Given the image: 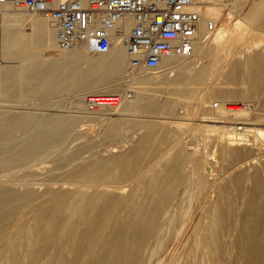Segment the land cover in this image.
<instances>
[{"label":"bare ground","instance_id":"obj_1","mask_svg":"<svg viewBox=\"0 0 264 264\" xmlns=\"http://www.w3.org/2000/svg\"><path fill=\"white\" fill-rule=\"evenodd\" d=\"M195 1L216 28L201 23L191 57L161 61L170 76L129 75L116 40L99 54L58 49L37 13L0 21V264H264V150L243 161L250 148L212 124L250 116L264 136V41L230 39L241 22L264 34V0L244 14L240 0ZM230 4L236 21L217 29ZM126 87L133 98L115 110L86 109V96ZM64 95L71 113L55 111ZM215 100L245 108L227 116L205 105ZM179 107L194 123L175 121ZM85 123L98 137L86 138ZM131 133L124 150L101 154ZM189 135L202 143L195 153ZM208 146L238 167L226 181L204 171Z\"/></svg>","mask_w":264,"mask_h":264},{"label":"built area","instance_id":"obj_2","mask_svg":"<svg viewBox=\"0 0 264 264\" xmlns=\"http://www.w3.org/2000/svg\"><path fill=\"white\" fill-rule=\"evenodd\" d=\"M11 9H6V4ZM25 10L49 20L56 46L62 50L82 49L88 53L107 52L118 41L129 56L128 70H155L170 57L189 58L200 24L212 33L214 20L203 15L195 0H0V21L6 14ZM130 90L85 97L90 112L113 111L131 98ZM245 108L243 102L215 100L210 108L227 116ZM253 109L252 105H248ZM244 119H223L218 123L230 141L264 150V136L254 135L256 125Z\"/></svg>","mask_w":264,"mask_h":264},{"label":"rangeland","instance_id":"obj_3","mask_svg":"<svg viewBox=\"0 0 264 264\" xmlns=\"http://www.w3.org/2000/svg\"><path fill=\"white\" fill-rule=\"evenodd\" d=\"M253 2V0H240V1H238V2H236V3H238L237 5H241V9H240V14H244L246 11H247V7H249L250 6V4ZM229 7H231V4L228 6H224V7H221V9H222V14L220 15V17H219V19H218V21H217V29L222 25V23L225 21V22H227V21H231V20H233V18H234V8H231L232 10L231 11H229L227 8H229ZM224 10V11H223ZM21 13H26V12H21ZM230 13V14H229ZM236 20H233L232 21V23H234ZM18 25H20V23H18ZM239 25V26H238ZM237 26L236 25H234L233 26V35L231 36V38L230 39H232V40H234L233 42H232V45L233 44H235V40H237V39H241V41H240V44L239 45H243L245 42H247V41H250V40H252V39H255V38H257V39H260V38H262V40L264 41V34H262V33H257V32H255V31H252L251 29H250V27H249V25L246 23V22H241L240 24H238ZM246 25V26H245ZM236 30H235V29ZM234 30H235V32H234ZM235 37H237V38H235ZM263 41H262V43H263ZM166 69L165 68H158V71H160L159 73H166L167 72V75L168 76H170V75H172V71H170L169 69H167L166 71H165ZM128 71V74L130 75H134V74H137V72H139L140 71V73L141 74H147V73H153V72H158L156 69L155 70H153V71H142V70H137V71H130V70H127ZM171 72V73H170ZM160 87H165V86H160ZM171 87V86H170ZM172 87H174V86H172ZM175 87H179V86H175ZM129 88L130 87H126V91H128L129 90ZM132 88V87H131ZM125 90L122 92V93H124V92H126ZM133 96V94L131 95V97ZM69 96H67V95H64V96H62V99L64 100H62L63 101V103L61 104V105H63V106H61L60 108H57L56 110L55 109H52V107L50 108H47L46 110H42L44 113H46V114H48V113H50L52 110V112H59V113H71V112H73L74 111V109H72V108H70V104H69V101H70V99L68 98ZM65 98H67V99H65ZM133 98V97H132ZM132 98H129L128 100H130V99H132ZM67 102V103H66ZM65 103V104H64ZM205 105H211L210 103H205ZM66 106H69V107H66ZM193 106V105H192ZM31 107H33V106H31ZM191 110H189L190 112L191 111H193L192 110V108H191V106L189 107ZM49 109V110H48ZM69 109H72V111H70ZM55 110V111H54ZM67 110L69 111V112H67ZM51 112V113H52ZM177 112H179L178 113V118L175 120L176 122H178V123H180L182 126H184V124L185 123H187L188 121L189 122H192V123H194V116H191V117H189L187 114H192L193 115V112L192 113H190V112H188V108L185 110V108H181V107H179L178 108V110H177ZM257 112H259V113H261L262 111H257ZM214 113H218L217 111H214ZM209 115H213V114H209ZM188 116V117H187ZM187 118L189 119V120H187ZM193 118V119H192ZM162 119V118H161ZM163 120V121H162ZM161 121L162 122H164L165 121V119H162ZM187 120V121H186ZM192 120V121H191ZM188 122V123H189ZM191 124V123H190ZM84 126V127H83ZM96 126V127H95ZM95 126H91V124H88V123H85V125H83V124H81L80 126H79V129H82V132H84L85 133V136H86V138H96V137H98V135H99V126L98 125H95ZM98 126V127H97ZM85 129H86V131H87V133L85 132ZM89 133V134H88ZM136 134V135H135ZM130 137V140H128L127 142H120V143H117V144H115V145H113V146H101L100 148H99V150L101 151L102 149V151H101V154L102 155H107V153L108 154H110V153H112V152H119V151H122V150H124L130 143H131V141L132 140H134V138L136 139L137 138V136H138V133H131L130 135H129ZM185 141L186 142H188V141H192V142H194L195 140H194V138L193 137H191V135H189V136H186V139H185ZM200 143H198L197 141H195L194 142V144L193 145H188V150L190 151V152H194L195 153V148H198V147H201V145L200 144H202L201 143V141H199ZM195 143H198L197 145L195 144ZM119 144V145H118ZM116 146V147H115ZM198 146V147H197ZM105 150V151H104ZM207 151H208V159H209V162H211V163H206V165H205V169H204V171L207 173V174H212V176H213V179H216V181H222L223 182V180L222 179H224L225 181L227 180V176L229 175V173H232L234 170H236V168H238L237 166H235V164H233L230 160L228 161V160H223V161H221V163H220V160H218L217 159V151L216 150H214V148H212L211 146H208L207 147V149H206ZM248 151H250V152H248V151H246L247 152V154L246 153H242V156H241V159L242 158H244V159H242L243 161H248L249 159H250V157L252 158V156L253 157H255L256 156V154L255 153H257V150H255V149H253V148H250V149H247ZM253 150V151H252ZM112 151V152H111ZM107 152V153H106ZM244 155H247V156H244ZM251 155V156H250ZM249 158L248 160L247 159H245V158ZM217 161V162H216ZM228 161V162H227ZM230 163V164H229ZM222 164V165H221ZM225 164V165H224ZM223 166V167H222ZM228 166V167H227ZM236 168H235V167ZM243 166H247V165H243ZM243 166H241V167H243ZM227 167V168H226ZM222 169H223V171H222ZM230 169V170H229ZM225 174H224V173ZM220 173H221V175H220ZM212 176L210 175V176H208V178L210 179H212ZM222 177V179H221V177ZM224 176V177H223ZM218 177V178H217ZM220 178V179H219ZM218 179V180H217ZM242 210V207L240 208V210L238 211L239 213H240V211ZM238 212H236V216L235 217H238V215H239V213ZM232 233H233V235H234V233H235V230H233L232 231ZM226 262V263H225ZM219 264H223V261L222 262H218ZM216 261H212L211 262V264H218ZM224 264H230V260L229 259H226V260H224Z\"/></svg>","mask_w":264,"mask_h":264}]
</instances>
